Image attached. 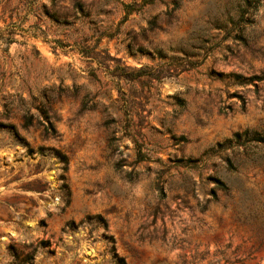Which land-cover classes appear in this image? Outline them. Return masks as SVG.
<instances>
[{
	"label": "rangeland",
	"instance_id": "1",
	"mask_svg": "<svg viewBox=\"0 0 264 264\" xmlns=\"http://www.w3.org/2000/svg\"><path fill=\"white\" fill-rule=\"evenodd\" d=\"M248 2L0 0V264H264Z\"/></svg>",
	"mask_w": 264,
	"mask_h": 264
},
{
	"label": "trees",
	"instance_id": "2",
	"mask_svg": "<svg viewBox=\"0 0 264 264\" xmlns=\"http://www.w3.org/2000/svg\"><path fill=\"white\" fill-rule=\"evenodd\" d=\"M260 1L261 0H249L248 6L251 9L255 10L257 6L260 4ZM124 8L126 9V12L130 11V5H125ZM229 76H233L236 79H240L238 82H236L237 85H240V86L251 85L254 89H256L258 84H264V73L263 72L260 73L259 75H253L248 78H244L238 74H233ZM241 136H243L244 142L252 144L254 148L261 147L264 149V132H258L254 130L253 131L245 130L241 134L240 133L234 134L235 138H239ZM63 160L66 162L65 157H63ZM215 183H216V187H218L219 189H222V190L228 189L225 183H223L219 179H216Z\"/></svg>",
	"mask_w": 264,
	"mask_h": 264
}]
</instances>
